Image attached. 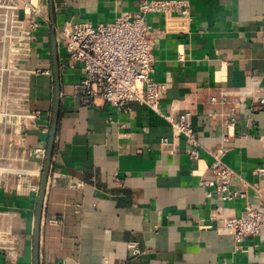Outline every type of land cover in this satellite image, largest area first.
I'll return each mask as SVG.
<instances>
[{"label":"crops","instance_id":"0c3cea01","mask_svg":"<svg viewBox=\"0 0 264 264\" xmlns=\"http://www.w3.org/2000/svg\"><path fill=\"white\" fill-rule=\"evenodd\" d=\"M140 1L31 0L48 20L39 18L20 63L25 96L18 104L38 114L7 135L11 146L0 142L12 167L0 173V264L35 262L45 161L41 166L34 149L47 150L54 115L53 32L61 96L39 264H264V228L238 242L220 231L219 220L238 217L247 200L264 211L253 190L263 185L254 170L264 167V0H182L188 18L149 14L153 76L164 87L160 113L135 103L83 106L73 90L81 73L63 68L59 30L113 22L138 11ZM184 113L198 159L167 118ZM218 148L235 173L231 188L247 198L222 201L202 186Z\"/></svg>","mask_w":264,"mask_h":264},{"label":"built area","instance_id":"2783aa9c","mask_svg":"<svg viewBox=\"0 0 264 264\" xmlns=\"http://www.w3.org/2000/svg\"><path fill=\"white\" fill-rule=\"evenodd\" d=\"M188 9L187 2L182 0H141L138 11L121 15L110 23L75 22L62 26L59 30L65 53L62 66L80 70L81 78L73 89L80 103L91 107L102 101L118 108L135 103L160 113L164 87L153 76L154 32L147 16L178 13L188 18ZM39 18L48 20L40 6L31 0H0V77L22 78L24 71L20 63L30 54L33 33L40 26ZM24 90L21 87L16 95L23 99ZM215 100L212 97V101ZM260 104L264 106V98ZM37 114H25L23 117L29 119ZM167 118L171 119L174 136L183 138L190 146L187 153L198 159V143L194 138L190 114L184 113L176 120L170 116ZM46 152L45 147L34 149L41 166ZM223 153L224 148L210 152L209 176L203 179L202 186L213 189L222 201L247 198L243 190L231 188L235 173L223 162ZM41 171L42 168L38 177H41ZM254 174L263 185L255 186L253 190L264 206V167L256 168ZM219 220L222 223L220 231L240 242L245 237L259 235L264 228V211L247 200L238 217ZM129 248L136 249L135 243H130Z\"/></svg>","mask_w":264,"mask_h":264},{"label":"rangeland","instance_id":"374dc122","mask_svg":"<svg viewBox=\"0 0 264 264\" xmlns=\"http://www.w3.org/2000/svg\"><path fill=\"white\" fill-rule=\"evenodd\" d=\"M23 87L22 78L0 77V142L5 146H11L14 143L13 136L24 124L25 111L19 106L21 96L16 92ZM8 135V136H7ZM5 154H0V173L11 171L12 167Z\"/></svg>","mask_w":264,"mask_h":264},{"label":"water","instance_id":"95a60500","mask_svg":"<svg viewBox=\"0 0 264 264\" xmlns=\"http://www.w3.org/2000/svg\"><path fill=\"white\" fill-rule=\"evenodd\" d=\"M52 56H53V69L55 76V107L54 115L52 119L50 138L47 146L46 158L44 167L41 175L39 198H38V207L35 217V232H34V252H35V262L34 264H39V234H40V225L43 211V202L46 194L47 183L50 175L52 157L55 147V136L57 130V123L59 119V109H60V96H61V81H60V71L58 64V53L57 46L55 43L54 32L52 33Z\"/></svg>","mask_w":264,"mask_h":264}]
</instances>
